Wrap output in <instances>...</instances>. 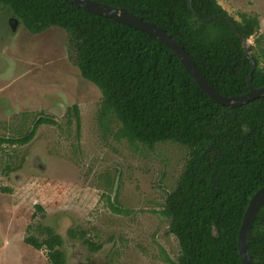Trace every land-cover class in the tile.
Instances as JSON below:
<instances>
[{
  "label": "trees",
  "instance_id": "trees-1",
  "mask_svg": "<svg viewBox=\"0 0 264 264\" xmlns=\"http://www.w3.org/2000/svg\"><path fill=\"white\" fill-rule=\"evenodd\" d=\"M97 1L125 7L164 28L220 94L230 97L250 90L253 64L230 23L220 16L210 22L195 16L229 14L219 0H192L195 14L189 0ZM4 9L34 34L54 26L67 32L75 66L102 92L100 117L120 123L118 138L149 147L171 141L189 148L183 172L162 210L180 247L178 260L170 263L243 264L240 228L251 198L264 186V96L241 106L216 102L163 42L69 0H0V14ZM240 16L241 20L231 17L242 36L250 39L260 20L248 13ZM256 42L252 85L259 88L264 86V66L260 41ZM70 110L80 125L79 106ZM44 123L56 121L42 116L28 135L0 137V142L25 144ZM43 231V237L29 235L25 241L45 248L50 264H67L62 235L50 227ZM69 233L76 235L74 229ZM84 234L91 249L101 248ZM249 247L255 264H264V205L251 227Z\"/></svg>",
  "mask_w": 264,
  "mask_h": 264
},
{
  "label": "rangeland",
  "instance_id": "rangeland-1",
  "mask_svg": "<svg viewBox=\"0 0 264 264\" xmlns=\"http://www.w3.org/2000/svg\"><path fill=\"white\" fill-rule=\"evenodd\" d=\"M219 2L237 20L258 16L249 43L260 41L264 66V0ZM68 38L56 26L34 34L1 11L0 137H24L42 116L56 123L25 144L0 142V264H50L45 248L25 241L45 227L62 235L67 264H171L180 247L162 210L189 148L118 138L120 123L100 117L102 92L75 66Z\"/></svg>",
  "mask_w": 264,
  "mask_h": 264
},
{
  "label": "water",
  "instance_id": "water-1",
  "mask_svg": "<svg viewBox=\"0 0 264 264\" xmlns=\"http://www.w3.org/2000/svg\"><path fill=\"white\" fill-rule=\"evenodd\" d=\"M69 1L90 12L114 18L119 22L143 30L147 32L149 35L163 42L180 58L181 62L184 64L188 72L194 77L196 82L216 102L230 106H241L247 102L254 100L255 98L264 96V86L256 88L252 85L253 72L257 66L256 60L252 56V45L249 43V39H246L242 36V34L240 33V31L236 26L234 19L229 14L222 13V14L210 16L208 18H202L201 16L195 14L192 5V0H189L191 11L195 14V16L199 20L210 22L216 16L225 18L230 23V25L237 33V35L243 41V47L245 53L253 64L252 71L248 76V85L250 90L247 93L241 95H234L230 97L220 94L208 82V80L206 79L204 74L200 71V69L196 65L195 61L193 60L189 52L183 47V45L177 39L173 38L164 28L156 25L151 21L142 19L141 17L129 11L125 7H118L97 0H69ZM263 205H264V186L261 187L251 198L247 210L244 214L243 222L240 228L239 237H238V247L243 264H255L250 254V247H249L250 231L254 223V220L256 218V215Z\"/></svg>",
  "mask_w": 264,
  "mask_h": 264
}]
</instances>
